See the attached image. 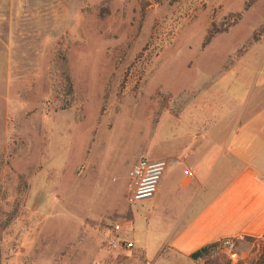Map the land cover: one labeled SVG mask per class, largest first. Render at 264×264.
Masks as SVG:
<instances>
[{
  "label": "rangeland",
  "instance_id": "obj_1",
  "mask_svg": "<svg viewBox=\"0 0 264 264\" xmlns=\"http://www.w3.org/2000/svg\"><path fill=\"white\" fill-rule=\"evenodd\" d=\"M250 24L264 38V0H0V264H264V236L144 253L165 206L127 202L148 106L198 89ZM116 223L134 247L109 246Z\"/></svg>",
  "mask_w": 264,
  "mask_h": 264
},
{
  "label": "crops",
  "instance_id": "obj_2",
  "mask_svg": "<svg viewBox=\"0 0 264 264\" xmlns=\"http://www.w3.org/2000/svg\"><path fill=\"white\" fill-rule=\"evenodd\" d=\"M250 25H242L243 41L210 60L219 71L198 89L161 91L167 102L148 106L142 158L165 161L167 169L148 200L164 205L165 215L154 211L157 217L148 214L138 223L147 235L144 253L167 249L188 257L226 238L264 236V38L250 41L256 30ZM214 43L211 50L219 46ZM175 167L183 168L182 178L171 176Z\"/></svg>",
  "mask_w": 264,
  "mask_h": 264
},
{
  "label": "built area",
  "instance_id": "obj_3",
  "mask_svg": "<svg viewBox=\"0 0 264 264\" xmlns=\"http://www.w3.org/2000/svg\"><path fill=\"white\" fill-rule=\"evenodd\" d=\"M167 163L165 161H151L147 159H139L129 172V193L127 202L136 204L149 200L156 195L159 184L166 172ZM187 176H192L186 172ZM121 225L116 223L112 226L108 234V244L112 248H131L133 242L124 240L121 235ZM242 235L226 238L220 241L222 247L226 250L233 248L237 241L243 240Z\"/></svg>",
  "mask_w": 264,
  "mask_h": 264
},
{
  "label": "trees",
  "instance_id": "obj_4",
  "mask_svg": "<svg viewBox=\"0 0 264 264\" xmlns=\"http://www.w3.org/2000/svg\"><path fill=\"white\" fill-rule=\"evenodd\" d=\"M69 87H70V84H69ZM213 245H220V242L212 243V244L203 246L200 249H198L195 252H193L192 254H190V257L191 258L200 257L207 250L208 247L213 246Z\"/></svg>",
  "mask_w": 264,
  "mask_h": 264
}]
</instances>
